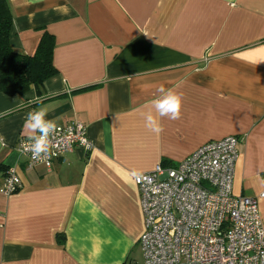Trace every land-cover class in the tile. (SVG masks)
Segmentation results:
<instances>
[{
    "label": "crops",
    "instance_id": "obj_1",
    "mask_svg": "<svg viewBox=\"0 0 264 264\" xmlns=\"http://www.w3.org/2000/svg\"><path fill=\"white\" fill-rule=\"evenodd\" d=\"M8 2L10 46L32 55L53 35L57 73L22 96L0 92V164L21 180L0 193V264H143L133 176L208 141L239 137L233 192H264V0ZM161 88L183 106L157 135L143 114ZM40 109L83 123L93 147L27 169L17 143L36 134L25 119ZM259 211L264 229V197Z\"/></svg>",
    "mask_w": 264,
    "mask_h": 264
},
{
    "label": "built area",
    "instance_id": "obj_2",
    "mask_svg": "<svg viewBox=\"0 0 264 264\" xmlns=\"http://www.w3.org/2000/svg\"><path fill=\"white\" fill-rule=\"evenodd\" d=\"M49 140V154L41 161L32 159L31 139L18 140L27 169L50 168L75 147H93L81 122L57 125ZM239 141L237 136L208 141L173 166L158 163L133 176L144 216L139 241L143 264H264L259 211L264 192L253 197L233 192ZM20 186L11 167L0 193L11 195Z\"/></svg>",
    "mask_w": 264,
    "mask_h": 264
},
{
    "label": "trees",
    "instance_id": "obj_3",
    "mask_svg": "<svg viewBox=\"0 0 264 264\" xmlns=\"http://www.w3.org/2000/svg\"><path fill=\"white\" fill-rule=\"evenodd\" d=\"M11 25L9 2L0 0V92L7 96H22L31 86L39 87L57 73L53 65L56 43L53 35L44 32L32 55L22 53L10 46ZM7 170L0 164L1 172L6 175Z\"/></svg>",
    "mask_w": 264,
    "mask_h": 264
},
{
    "label": "clouds",
    "instance_id": "obj_4",
    "mask_svg": "<svg viewBox=\"0 0 264 264\" xmlns=\"http://www.w3.org/2000/svg\"><path fill=\"white\" fill-rule=\"evenodd\" d=\"M160 91L162 95L151 102L155 114L151 109L143 114L145 128L157 135L163 131L159 118L166 117L169 120H178L181 118L183 106V96L181 93L171 89L165 91L163 88ZM46 116L47 112L40 109L28 113L25 119V127L33 134L39 133V135H32L30 137L33 141L30 145V150L32 152V159L35 161H41L48 156L51 145L49 137L55 132L57 127L56 122L51 119H45ZM0 146H6L3 144L2 138H0Z\"/></svg>",
    "mask_w": 264,
    "mask_h": 264
}]
</instances>
